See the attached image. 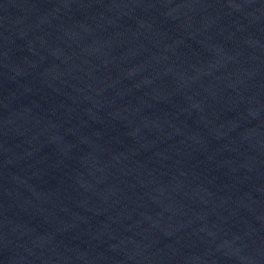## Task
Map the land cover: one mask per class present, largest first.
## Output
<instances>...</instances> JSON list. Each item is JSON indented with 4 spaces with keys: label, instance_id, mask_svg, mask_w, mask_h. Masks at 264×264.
Returning a JSON list of instances; mask_svg holds the SVG:
<instances>
[{
    "label": "water",
    "instance_id": "obj_1",
    "mask_svg": "<svg viewBox=\"0 0 264 264\" xmlns=\"http://www.w3.org/2000/svg\"><path fill=\"white\" fill-rule=\"evenodd\" d=\"M0 264H264V0H0Z\"/></svg>",
    "mask_w": 264,
    "mask_h": 264
}]
</instances>
